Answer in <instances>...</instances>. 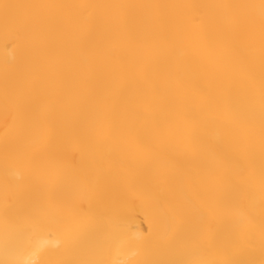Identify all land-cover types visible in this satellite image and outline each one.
<instances>
[{
  "label": "bare ground",
  "instance_id": "1",
  "mask_svg": "<svg viewBox=\"0 0 264 264\" xmlns=\"http://www.w3.org/2000/svg\"><path fill=\"white\" fill-rule=\"evenodd\" d=\"M0 264H264V0H0Z\"/></svg>",
  "mask_w": 264,
  "mask_h": 264
}]
</instances>
